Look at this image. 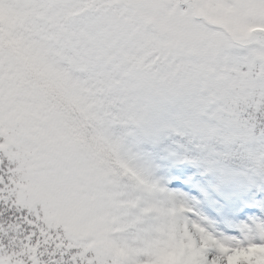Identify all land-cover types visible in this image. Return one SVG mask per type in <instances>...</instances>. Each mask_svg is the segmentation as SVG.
Instances as JSON below:
<instances>
[{
    "label": "snow or ice",
    "instance_id": "1",
    "mask_svg": "<svg viewBox=\"0 0 264 264\" xmlns=\"http://www.w3.org/2000/svg\"><path fill=\"white\" fill-rule=\"evenodd\" d=\"M0 264H264V0H0Z\"/></svg>",
    "mask_w": 264,
    "mask_h": 264
}]
</instances>
